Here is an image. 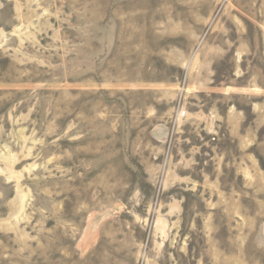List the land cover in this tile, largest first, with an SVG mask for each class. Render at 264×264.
<instances>
[{
  "label": "rangeland",
  "instance_id": "374dc122",
  "mask_svg": "<svg viewBox=\"0 0 264 264\" xmlns=\"http://www.w3.org/2000/svg\"><path fill=\"white\" fill-rule=\"evenodd\" d=\"M0 264H264V0H0Z\"/></svg>",
  "mask_w": 264,
  "mask_h": 264
}]
</instances>
